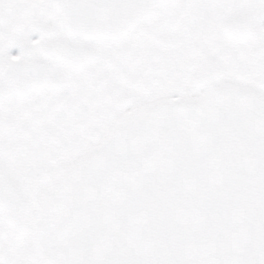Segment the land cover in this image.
<instances>
[{
    "label": "snow or ice",
    "instance_id": "obj_1",
    "mask_svg": "<svg viewBox=\"0 0 264 264\" xmlns=\"http://www.w3.org/2000/svg\"><path fill=\"white\" fill-rule=\"evenodd\" d=\"M0 264H264V0H0Z\"/></svg>",
    "mask_w": 264,
    "mask_h": 264
}]
</instances>
